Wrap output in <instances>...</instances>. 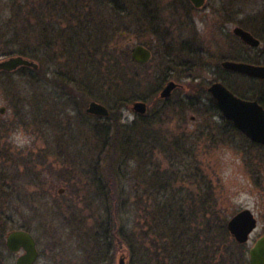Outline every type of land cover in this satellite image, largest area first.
Here are the masks:
<instances>
[{
	"label": "rangeland",
	"instance_id": "rangeland-1",
	"mask_svg": "<svg viewBox=\"0 0 264 264\" xmlns=\"http://www.w3.org/2000/svg\"><path fill=\"white\" fill-rule=\"evenodd\" d=\"M114 1H120L123 10L115 11ZM147 1L158 7L152 10L154 17H174L168 2L185 3L189 11L191 8L189 0ZM131 2L0 0V57L26 50L34 52L32 57L40 64L37 70L23 67L0 72V107L6 108L4 114L0 112V226L7 232L30 227L39 239V264H118L123 255L128 264H147L137 261L122 237L115 236L109 244L112 250L106 251V246L94 243L93 233L105 232L107 228L114 233L124 227L126 232L131 231L134 249L136 242L141 248H153L155 221L147 219L141 208L149 203L150 211L153 210V174L160 172L175 183V188L183 189V196L195 202L200 213L214 218L215 233L222 244L220 253L231 259L233 251L240 255L237 245L242 244L229 232L227 222L237 211L251 209L259 225L245 245L248 260L247 249L264 234V149L253 146L243 134L231 129L221 111L219 115L210 109L212 96L207 88L224 77L236 93L250 96L258 89L264 92V81L260 85L258 79L226 74L221 66L223 60L234 57L255 61L264 58V0H209L195 18L188 16L190 12L183 7L177 17L187 20L180 18L177 27L172 25L169 29L149 16L152 24L144 25L140 20L144 16L141 11H131ZM90 3L101 6L100 14L94 15L100 24L98 32L85 23L87 13L94 12ZM63 5L70 7L75 12L74 19L82 22L70 23L72 18L63 14ZM42 21L49 24L48 40L39 28ZM236 26L259 37L260 46L242 42L233 34ZM13 29L23 37H14ZM64 35L73 42L66 41ZM103 36L98 42L102 49L97 38ZM195 40L201 48L195 50L192 45L187 51L190 46L185 42ZM166 42L170 48L184 51L170 50L165 55ZM137 43L155 53L150 63L132 59L131 51ZM89 54L93 55L88 57ZM115 60L119 61L118 66ZM116 67L122 76L118 82L111 74ZM53 68L55 75L50 73ZM172 79L184 83L186 89L176 91L171 101L164 104L160 92ZM90 82L93 85L88 87ZM184 91L192 93V97L180 105L176 100ZM121 98L129 100L127 104L136 99L149 103L147 117H156L154 132L162 135L164 147L151 153L142 147L140 154L121 153L127 161L116 159V166H121L114 170L109 161L113 152L94 149L91 140L87 142L86 137L92 133L89 126L108 127L116 121L132 124L136 120L135 134L141 136L143 119L125 106L109 122V117L92 115L87 109L91 100L111 109ZM119 133L117 139L124 135V128ZM141 141L142 138L138 142ZM61 146L70 147L63 150ZM69 183L74 186L61 195L59 190L68 188ZM103 191V195L111 196L113 191L114 196L106 201L101 197ZM138 194L146 200L139 199ZM124 199L130 200L132 210L123 208ZM200 202L204 203L201 207ZM99 248L96 257H87ZM155 251L163 257L160 250ZM0 253L5 264L15 261L6 249ZM245 257L240 255L239 261ZM161 258V262L168 261Z\"/></svg>",
	"mask_w": 264,
	"mask_h": 264
},
{
	"label": "trees",
	"instance_id": "trees-1",
	"mask_svg": "<svg viewBox=\"0 0 264 264\" xmlns=\"http://www.w3.org/2000/svg\"><path fill=\"white\" fill-rule=\"evenodd\" d=\"M39 28L40 29L42 28L44 30L42 31L46 33V37L48 40L50 38L49 36L50 31H48L49 24L42 21L39 24ZM13 30L14 33L12 34L14 37L19 38L22 35L20 31L16 29ZM98 42L99 40L97 41V44ZM98 46L102 47L103 49V46L101 44H98ZM92 52L93 51L91 50L90 53ZM4 54L7 53L4 52ZM20 54H24L29 57L35 56L34 52H27L26 50L20 51ZM92 55L93 54H89V56L88 55L87 56L90 57ZM231 59L264 64V58L261 61L248 60L239 57H234ZM114 63L116 64V66L119 65V61L117 60H115ZM111 74L115 76V82L119 81L118 78L120 80L122 78V76L119 75L121 73L118 72V67H116L115 70H112ZM219 79H221L226 85L229 86V82L227 81L226 78L220 77ZM250 79L254 80L255 78L250 77ZM263 81L264 80H259L260 85H263ZM92 85H93L92 82H90V85H88L87 83L88 87L89 86L91 87ZM201 89L203 90V88ZM260 91L261 89H258V93H254L253 95L250 96L242 93H236L235 91L234 92L237 95L246 99H256L264 106V92L260 93ZM202 92L206 93L204 90ZM92 95L96 98L94 92H92ZM190 95L192 96V93H190L189 96L187 95L186 98L181 99L180 105L182 103V100L183 101H185L186 99L190 100L191 99ZM128 101L129 100L127 101L124 100V98L119 99L118 104L111 107V111H112L111 116L109 117L110 119L109 118L107 119V122L111 120V117L115 115V112L116 113L117 111L119 112L124 106H126ZM170 101L171 99L162 100L164 104ZM209 101L211 102L210 109L212 110L213 108L216 113L220 114V109L217 103L215 102V100L211 97ZM191 103L194 102L192 101ZM150 113H152V111H150ZM139 118L141 120L143 119L142 121L145 124L141 136L135 134L134 127L136 128V124H135L137 123L136 120L132 124H128L127 122L122 123L121 121L117 123L116 121L113 125L110 124L108 127L105 124L103 127L97 126L96 128L89 126V129L92 133L91 135H88L86 137L87 142L88 139L91 140L92 143L91 142L90 143L92 144V147L94 149H102L105 150V152L106 151L113 152V155L111 156V158H109V161L113 163V168L110 169L119 170L121 164L118 163L116 166L115 163H117L118 160L119 161L122 160L123 163L127 161L126 159H124V157H121L120 155L121 153L125 155L127 152L131 151L135 154L136 153L140 154L139 148L141 149V147L148 148V150L150 149L148 153H151L159 147H164L163 146L164 138L162 137V135L158 134V132H154L155 130L154 125H156V117H147L146 115V116L138 117V119ZM228 123L231 129L237 130L238 132V129H236V127L232 125L230 121H228ZM123 128H124V135L120 136V138L117 139L116 134L119 131L121 133ZM141 138L142 141L139 143L138 141ZM251 144L255 147L258 146L254 143ZM113 156L116 157L112 159ZM116 159L117 162H115ZM113 175L112 177L114 178ZM153 175L155 177L154 178L155 183L153 184V188L150 192V197H153V199L155 197L153 210L150 211L149 203H146L147 205L141 208L142 210L141 213L147 219L151 218L152 221H155L154 233L156 234V240L152 241L153 246L152 245L151 246L153 248L150 249L141 248V245L140 244L138 245V243L136 242V248L134 249L132 243L131 231L127 230L126 232L125 231L126 229H124V227L123 228L118 227V229H116L114 233L108 231V228L107 231L105 232L98 230L99 231L98 233H93L95 244L97 245L99 244L100 246L103 244L104 247L106 246V251H109L112 250L109 244L115 241L116 239L115 236H120L125 240L127 245L130 247L131 249L130 253L136 257L139 263H142L143 261L147 264H249V261L245 257V251H246L244 250L245 245H237L238 248L240 249V255L245 257L242 259V262L239 261L240 255L238 252L235 253L233 251V259H231L230 256L227 257L224 253H220V246L222 244L219 242V238L215 233L214 218L211 215L207 216L206 213H200L199 210L195 208L196 203L187 201L186 200L187 197L185 198L183 196L184 195L183 189L180 187L175 188L173 185L175 183H173L171 179L166 180L163 173L157 172L154 173ZM115 176L117 177L119 175L115 174ZM109 185H111L110 181H108V186ZM111 192H112V196H114L113 191ZM77 194H81V193L78 192ZM103 194L104 191L102 192L101 197L105 198L106 201L112 197L111 195L108 194L103 195ZM117 195H119L118 192ZM139 196L140 194L137 195L138 198ZM139 199L146 200L143 199L141 196ZM151 199L152 198H150V200ZM207 199L208 198L204 199V201H207ZM202 203L203 202H200V207ZM121 204L123 208L127 211L128 208L130 210H132L133 208V205L129 199H124L121 202ZM98 227H100V225ZM151 228L149 229L151 230ZM155 249L160 250L162 252L161 254L163 255V257L168 258V261L161 262L160 252L158 253L157 251H155ZM99 250L101 249L100 248L94 249L93 251H91L90 254H87V257L88 256L96 257V255L99 254Z\"/></svg>",
	"mask_w": 264,
	"mask_h": 264
},
{
	"label": "water",
	"instance_id": "water-1",
	"mask_svg": "<svg viewBox=\"0 0 264 264\" xmlns=\"http://www.w3.org/2000/svg\"><path fill=\"white\" fill-rule=\"evenodd\" d=\"M195 7H202L207 0H190ZM233 33L241 41L251 47H258L261 44L259 38L249 30L236 26ZM132 58L141 64H146L151 60L152 53L147 47L137 44L132 48ZM36 59L26 57V55H10L0 58V72H13L22 67H30L35 70L39 67ZM222 66L230 71L245 74L251 77L264 80V64H256L246 61L227 59L222 62ZM175 81H169L162 89L160 96L169 98L176 88ZM209 92L217 100L224 116L234 122L236 127L244 132L248 137L257 143L264 144V106L258 100H249L237 96L221 81L213 82ZM132 109L140 114L147 112V103L142 100L135 101ZM87 111L91 114L108 116L109 109L103 103L92 101ZM0 112H6L5 107H0ZM258 219L249 208H245L236 213L228 221V229L240 244L248 242L251 233L257 228ZM7 246L11 251L25 249V253L19 257L16 264H33L38 258V248L34 236L26 230H13L9 233ZM250 264H264V235H261L249 249ZM118 264H128L125 256L119 258Z\"/></svg>",
	"mask_w": 264,
	"mask_h": 264
},
{
	"label": "flooded vegetation",
	"instance_id": "flooded-vegetation-1",
	"mask_svg": "<svg viewBox=\"0 0 264 264\" xmlns=\"http://www.w3.org/2000/svg\"><path fill=\"white\" fill-rule=\"evenodd\" d=\"M132 2H131V7H132V10L131 11H135V13L136 12H138V11H141V15H143L144 17L143 18H140V20H142V22L144 23V25H147V23L148 24H152L151 23V21H149V18H151L150 20H153V21H162V23H164V25H165V27L167 28V29H169L170 27H173L172 25H174L175 27H177V22L178 21H180V18L182 17V16H179V17H177V12L179 11V9H182L183 7H184V9H185V11L186 12H188L189 11V9H187L185 6L187 5V4H183V3H180V4H175V3H170V2H168V7L170 6L171 7V15H174V17L173 18H168V17H154L153 16V13H152V10H155V9H158V7H157V5H155V4H153V3H149V1H147V0H131ZM208 1L209 0H207L206 1V4L203 6V7H195V5L189 0V4L191 5V8H190V13L188 14V16H190V17H193L194 16V18H195V16H198V14H199V12H201L202 10H203V8L207 5V3H208ZM116 4L115 5H113V9L115 10V11H117L118 12V9L120 8V9H122L123 10V8H121L120 6H119V4H120V1H114ZM170 3V4H169ZM108 4H112L110 1H108ZM90 5H91V7H93V9H94V12H93V10H91V12H88L87 13V18H92V19H85V23H90V25H92V27L94 28L95 27V31H97V27H98V25H100L99 24V21L97 20V19H95L96 18V16L98 15V14H100V8H101V6H97V5H93L92 3H90ZM188 6V5H187ZM63 7H65L64 8V12H63V14H65V15H67L69 18H72V19H70V23L71 22H74V20H76V21H78V22H82L80 19H74L75 18V16L76 15H74V11L73 10H71V8L70 7H67V5H63ZM55 10H56V4H55ZM100 11V12H99ZM174 11H175V13H174ZM185 12V13H186ZM215 13H216V11H215ZM219 10H218V15H219ZM95 14H97L96 16H94ZM166 14H168V13H166ZM176 14V15H175ZM148 16H149V18H148ZM213 16H214V13H213ZM138 19H139V17H138ZM190 19H193V18H190ZM181 20H187V18H181ZM140 22V21H139ZM84 23V24H85ZM86 26H87V24H86ZM87 28V27H86ZM193 30H195V29H193ZM193 30H190L189 31V33H193ZM101 31H102V29H100L99 30V34L101 35ZM89 32H92V31H89ZM98 32V31H97ZM123 34H124V30L123 31H121L120 32V35H122L123 36ZM234 34V33H233ZM57 35H58V33L57 34H55V40H56V38H57ZM235 35V34H234ZM68 35H64V39L66 40V41H70V40H72V38H70V37H67ZM193 36V35H192ZM59 37V36H58ZM193 38H194V36H193ZM101 39H104V36H103V38L101 37L100 39L99 38H97V41L98 40H101ZM135 39V37H132L131 38V40L133 41ZM165 40V39H164ZM73 42V41H72ZM109 44V43H108ZM137 44H140V45H143V44H141V43H137ZM185 44L187 45H189L190 47L193 45H195L196 47H195V50H197V49H200L201 47L198 45V41L197 40H195V41H189V42H185ZM108 47H111V46H109V45H107ZM143 46H145V47H147L148 49H150V51H151V53H152V56H151V60H152V58H153V54H155V53H153V50L150 48V47H148V46H146V45H143ZM165 47H166V51H165V55H168L170 52V50H172V51H175V52H182V51H184L183 49L181 50V49H179V48H177V47H175V48H170L171 46H169V42H166L165 43ZM186 47L187 48V51L188 50H190L191 51V49L193 48V47ZM91 51V50H90ZM51 55V54H50ZM49 55V56H50ZM28 57V56H27ZM30 58H33V57H30ZM150 60V61H151ZM226 60V59H225ZM148 63H150V62H148ZM39 68V67H38ZM222 70H223V72L224 73H226V74H228V73H231V71H229V70H227V69H225V68H223L222 67ZM49 72V71H48ZM50 73L51 74H53V75H55V69L53 68L51 71H50ZM173 81H175L176 83H177V86H176V88L173 90V92H172V94H171V96H170V98H168V99H171V98H173V96H174V94H175V92L176 91H178L179 89H181V88H185L186 89V86H185V84L183 83V84H181L180 82H178V79L177 80H175V79H172ZM187 95L189 96V93H186L185 91L183 92V95H182V97H180V98H177V100L176 101H180L181 99H183V98H186L187 97ZM191 96V95H190ZM192 97V96H191ZM92 101V100H91ZM90 101V102H91ZM93 101H98V100H93ZM89 102V103H90ZM98 102H100V101H98ZM147 102V101H146ZM100 103H102V102H100ZM217 103V102H216ZM104 104V103H103ZM106 107H108L106 104H104ZM217 105H218V103H217ZM198 106H199V104H198ZM218 107H219V105H218ZM149 108H150V105H149V103L147 102V111H149ZM108 109H109V115L108 116H100V115H95V114H92V115H95V116H100V117H110L111 116V109L108 107ZM131 110H132V108H130ZM133 111V110H132ZM88 112V111H87ZM134 114L136 115L135 117H138V116H146L147 114L145 113V114H142V115H139L138 113H135L134 112ZM220 115V114H219ZM223 117H225L224 115H222ZM231 123H232V125H234V122L233 121H231V120H229ZM235 126V125H234ZM238 132L239 133H241V134H243L246 138H248L250 141H251V143H254V144H256V145H258L257 147H259V148H261V149H264V145H262V144H258V143H256V142H253V140H251L245 133H243L242 131H240V130H238ZM58 138H60L59 136H57V139ZM69 141V140H68ZM62 147V149L63 150H66V148H69L70 146H61ZM60 148V147H59ZM263 160H264V155L261 157ZM262 172V171H261ZM69 173V172H68ZM262 174H263V172H262ZM68 185V188L66 187V189L65 188H61L60 190H59V193L61 194V195H65L64 194V192H65V190L67 191V190H70L69 188H70V186H74L73 184H67ZM79 195V197L78 198H80V199H82V196L80 195V194H78ZM73 196L74 197H77L76 196V194H73ZM87 220H90V216H88L87 217ZM89 228V227H88ZM6 228L4 227H1L0 226V252H2L4 249H6V252L7 253H9V254H12L14 257H15V261H13V263L12 264H16L17 263V261H18V259H19V257L20 256H22L24 253H25V249H20L19 251H11L9 248H8V246H7V243H6V240H7V237H8V235H9V233L11 232V231H13V230H16V229H18V228H15V229H11L10 231H6L5 230ZM18 230H26V231H28L29 233H31L33 236H34V238L36 239V244H37V248H38V241H39V239H38V236L37 235H35V233L32 231V229L30 228V227H28L27 225H25V226H22L21 228H19ZM86 231L84 230V236L86 235V233H85ZM86 237V236H85ZM85 240V239H84ZM41 251L39 250V248H38V258H37V260L33 263V264H39V261H40V259H41V253H40ZM1 254V253H0ZM2 259H1V255H0V264H5L3 261H1Z\"/></svg>",
	"mask_w": 264,
	"mask_h": 264
}]
</instances>
